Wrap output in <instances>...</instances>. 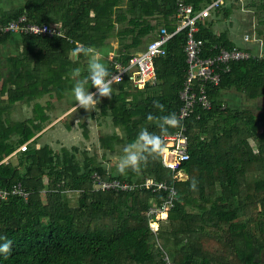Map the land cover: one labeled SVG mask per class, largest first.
I'll list each match as a JSON object with an SVG mask.
<instances>
[{"label": "trees", "instance_id": "1", "mask_svg": "<svg viewBox=\"0 0 264 264\" xmlns=\"http://www.w3.org/2000/svg\"><path fill=\"white\" fill-rule=\"evenodd\" d=\"M185 1L200 10L213 0ZM176 3L26 0L2 10L0 24L26 14L33 22L61 25L64 35L0 34V187L22 182L30 193L28 199L11 194L0 205V236L13 242L0 264H165L164 252L177 264H264V57L233 62L218 85L208 86L212 107L198 108L188 119L190 158L182 164L186 179H175L161 157L120 174L116 164L98 158L99 152L89 156L77 145L59 150L38 145L53 126L48 128L52 104L72 86V70L86 68L87 58L73 50L116 42V58L126 63L161 27L175 30ZM208 30L203 25L197 32L205 54L214 44L232 46ZM186 36V30L175 34L166 53L156 58L155 84L138 88L126 77L113 85L111 98H100L96 111L89 113L102 126L98 140L106 155H121L124 144L143 128L160 134L158 121L147 120L149 113L177 116L187 78ZM16 39L22 42L20 55L3 56L2 47ZM106 66L111 72L110 61ZM231 90L249 103L241 107L230 101L225 93ZM154 101L164 105L162 112ZM27 103L36 115L16 119L14 110ZM25 143L27 149L20 150ZM11 154L18 162L11 157L6 164ZM95 172L130 183L146 177L168 180L178 192L175 206L154 232L147 210L156 195L138 188L96 190Z\"/></svg>", "mask_w": 264, "mask_h": 264}, {"label": "built area", "instance_id": "2", "mask_svg": "<svg viewBox=\"0 0 264 264\" xmlns=\"http://www.w3.org/2000/svg\"><path fill=\"white\" fill-rule=\"evenodd\" d=\"M223 3L224 0H213L202 9L195 10L193 4L185 0H177L176 17L178 21L175 30L169 31L165 26L161 27L158 35L148 43L146 48L133 54L126 63L117 59L115 55L109 59L112 67L111 73L113 76L120 77L118 83L129 77L134 86L145 88L147 83L150 85L157 82L156 58L166 53L167 44L175 34L182 30L187 31L185 44L187 78L179 92L181 105L177 111L180 125L174 132L164 136L167 151L161 156L164 165L174 172L175 179L188 177L186 172L182 170V164L190 158L188 119L194 115L198 108L208 110L212 107L208 86L218 85L223 74L231 70L233 62L261 57L237 46L229 48L221 44L212 45L208 49V52L211 53L205 54V41L197 36L199 22L207 18L212 9L221 6ZM2 32L43 36L64 35L61 25L33 22L28 19L26 14L20 15L8 23L0 24V34ZM27 147L28 143H25L20 147V150H26ZM13 154L5 157L4 162L6 164ZM93 177L96 190L129 191L138 188L153 192L156 196L151 200L147 216L154 232L158 231L160 220L166 218L163 215H168L169 210L175 206L178 197L174 183L165 179L158 180L154 177H146L140 183H130L118 178H104L98 172H95ZM11 194L21 196L24 199H28L30 195L22 182L15 183L9 188L0 187V205ZM163 260L165 264H177L166 252H164Z\"/></svg>", "mask_w": 264, "mask_h": 264}, {"label": "clouds", "instance_id": "3", "mask_svg": "<svg viewBox=\"0 0 264 264\" xmlns=\"http://www.w3.org/2000/svg\"><path fill=\"white\" fill-rule=\"evenodd\" d=\"M72 54L77 57L81 55L86 57L87 65L85 69L78 67L72 70L73 85L69 98L75 100L76 108H83L88 112L96 111L100 98L112 97L113 85L118 84L120 77L113 76L105 63L101 61L97 50L91 46H77ZM93 87L96 89L95 92L90 91ZM153 105L161 112L164 110V105L159 101H154ZM147 120L158 121L160 134L151 132L147 128L141 129L136 139L123 148V154L116 161V170L120 174L138 171L148 163L150 158L163 156L167 151L164 136L168 134L169 129L180 125V120L175 113L161 117L149 113ZM196 187L197 181L193 180L192 190H196ZM12 244L13 242L7 237L0 236V257L8 258L12 251Z\"/></svg>", "mask_w": 264, "mask_h": 264}, {"label": "crops", "instance_id": "4", "mask_svg": "<svg viewBox=\"0 0 264 264\" xmlns=\"http://www.w3.org/2000/svg\"><path fill=\"white\" fill-rule=\"evenodd\" d=\"M25 1L26 0H0V14L3 9L8 8L11 4L15 5L18 3L17 5H23ZM199 23L200 26L204 25L207 30L209 29L216 36L222 38L226 37L232 45L231 47L237 46L249 50L257 56L260 55L264 57V0H224L221 6L212 9L211 14ZM21 43V40H17L16 45L3 46L1 49L2 54L4 53L3 56L20 55L22 48ZM117 49H120L119 45L113 44L96 50L99 53L101 61L106 65L112 56H116L118 53ZM70 89L66 91L64 101L70 103L69 112L71 113L76 107L73 104L75 100L69 98ZM232 92L233 90L226 92L225 97L237 104L243 101V95L241 93ZM79 114L81 115V113ZM97 123V120L91 119V125L94 124L97 126ZM92 134L94 135V133Z\"/></svg>", "mask_w": 264, "mask_h": 264}, {"label": "rangeland", "instance_id": "5", "mask_svg": "<svg viewBox=\"0 0 264 264\" xmlns=\"http://www.w3.org/2000/svg\"><path fill=\"white\" fill-rule=\"evenodd\" d=\"M12 5L14 4H11L9 7H11ZM16 42L17 40H13L12 44L10 43L9 45H16ZM113 44L117 45L116 42H113ZM117 51H119V49H117ZM233 92L235 93L236 91L233 90ZM3 99L4 97H1L0 95V107L3 106ZM47 100L48 99L45 98L44 100H42V102L45 104ZM64 100L65 99L59 101L55 99V104H52L53 107L50 114L52 115L53 123H51L50 126H53L41 136L38 145L50 144L57 150L61 149L62 147L71 149L73 146L77 145L82 148V151L87 150L89 156H95V153L99 152V159L104 157L106 158L105 161L111 162L109 163L110 165L116 164V161L123 153L121 155H106L105 151L100 148L98 134L100 135L102 126H100L99 124H97V126H95L94 124H90L91 119L88 117L90 112L88 111H86L85 114L80 115L78 110L76 109L70 113V103L65 102ZM247 102L246 99L240 102V104L242 105L241 107H244ZM249 105L252 106L253 103ZM14 113L15 114L13 116L19 120L25 119L27 117H34L36 115L32 105L28 103L23 104L22 107H17L14 110ZM50 126H48V128ZM91 126L93 129L91 128ZM87 129L90 130L88 135H86ZM104 130L108 131L106 128H104ZM116 130L120 133L119 128H116ZM92 133H94V135ZM124 145L126 146L127 144ZM84 154L85 153L82 152V155L80 156H84ZM12 161L13 163L18 162L16 155L12 157ZM163 217L167 216L164 214Z\"/></svg>", "mask_w": 264, "mask_h": 264}, {"label": "water", "instance_id": "6", "mask_svg": "<svg viewBox=\"0 0 264 264\" xmlns=\"http://www.w3.org/2000/svg\"><path fill=\"white\" fill-rule=\"evenodd\" d=\"M146 86H149V83H147Z\"/></svg>", "mask_w": 264, "mask_h": 264}]
</instances>
